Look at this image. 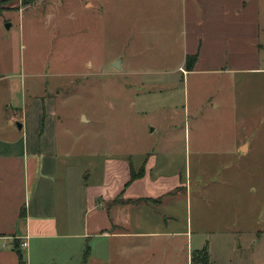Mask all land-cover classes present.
I'll list each match as a JSON object with an SVG mask.
<instances>
[{
  "label": "rangeland",
  "instance_id": "rangeland-1",
  "mask_svg": "<svg viewBox=\"0 0 264 264\" xmlns=\"http://www.w3.org/2000/svg\"><path fill=\"white\" fill-rule=\"evenodd\" d=\"M181 21V0H0V109L44 105L72 183L101 182L109 158L180 179L160 204L116 207L152 233L115 239L148 246L132 260L264 264V26L258 70L187 77Z\"/></svg>",
  "mask_w": 264,
  "mask_h": 264
},
{
  "label": "crops",
  "instance_id": "crops-1",
  "mask_svg": "<svg viewBox=\"0 0 264 264\" xmlns=\"http://www.w3.org/2000/svg\"><path fill=\"white\" fill-rule=\"evenodd\" d=\"M181 10V57L196 56L192 69H183L187 77L259 69L264 0H181ZM43 107L33 101L17 106L13 120L0 109V264H18L16 240L26 264H142L130 256L148 246H117L115 239L152 233L128 231L116 207L160 204L180 179L163 183L143 161V176L124 187L132 162L109 158L101 182L68 181ZM245 143L238 142L236 152H244ZM90 238L103 255H91Z\"/></svg>",
  "mask_w": 264,
  "mask_h": 264
},
{
  "label": "trees",
  "instance_id": "trees-1",
  "mask_svg": "<svg viewBox=\"0 0 264 264\" xmlns=\"http://www.w3.org/2000/svg\"><path fill=\"white\" fill-rule=\"evenodd\" d=\"M32 1L33 0H22V2L24 4H28V3L32 2ZM195 59H196L195 55H189V56L186 57V59H185V63H186V67H187L186 70H191L192 69V67L194 65V62H195ZM144 166L145 165L140 167L139 170L137 172H135L134 169L132 168L131 164H130V168H129L130 178L124 184L125 185L124 187L129 185L136 178H139V177L143 176L144 170H145ZM121 193L118 195V198L121 195ZM16 241L17 242L15 243L14 250L17 253V256H18V264H26L25 263V259L23 257L22 250H21L20 245H19V241L18 240H16ZM192 254H193V257L191 259L190 264H195L194 261H193V259H195V258L197 259L198 263H200V264H208V253H207L205 248L200 249V250H195V251H193Z\"/></svg>",
  "mask_w": 264,
  "mask_h": 264
},
{
  "label": "water",
  "instance_id": "water-1",
  "mask_svg": "<svg viewBox=\"0 0 264 264\" xmlns=\"http://www.w3.org/2000/svg\"><path fill=\"white\" fill-rule=\"evenodd\" d=\"M114 66L115 67H118L119 66L118 61L114 62Z\"/></svg>",
  "mask_w": 264,
  "mask_h": 264
},
{
  "label": "built area",
  "instance_id": "built-area-1",
  "mask_svg": "<svg viewBox=\"0 0 264 264\" xmlns=\"http://www.w3.org/2000/svg\"><path fill=\"white\" fill-rule=\"evenodd\" d=\"M25 244V243H24Z\"/></svg>",
  "mask_w": 264,
  "mask_h": 264
}]
</instances>
